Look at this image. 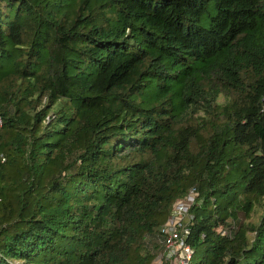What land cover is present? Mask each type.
<instances>
[{"label": "trees", "instance_id": "16d2710c", "mask_svg": "<svg viewBox=\"0 0 264 264\" xmlns=\"http://www.w3.org/2000/svg\"><path fill=\"white\" fill-rule=\"evenodd\" d=\"M263 96L264 0H0V264H152L190 188L264 264Z\"/></svg>", "mask_w": 264, "mask_h": 264}, {"label": "built area", "instance_id": "2783aa9c", "mask_svg": "<svg viewBox=\"0 0 264 264\" xmlns=\"http://www.w3.org/2000/svg\"><path fill=\"white\" fill-rule=\"evenodd\" d=\"M262 100L264 111V96ZM196 197V190L190 188L183 197L174 201L168 218L155 233L154 239L160 245L161 252L152 264H190L193 249L188 242V235L193 216L189 210L196 202ZM220 233L225 234L226 230L220 229Z\"/></svg>", "mask_w": 264, "mask_h": 264}, {"label": "rangeland", "instance_id": "374dc122", "mask_svg": "<svg viewBox=\"0 0 264 264\" xmlns=\"http://www.w3.org/2000/svg\"><path fill=\"white\" fill-rule=\"evenodd\" d=\"M220 101H223V99H220ZM261 211V209H259V212ZM259 212L258 213H254L252 216H251V218L250 219H257V217H258V215H259ZM155 238V237H154ZM161 252V247L159 248V250H158V253H157V255L159 254ZM199 252H197L196 254H195V256L194 257H192V259H191V261H190V264H196V261H197V259H198V257H199ZM156 255V256H157ZM156 258V257H155ZM154 261V260H153ZM16 264H20V263H16Z\"/></svg>", "mask_w": 264, "mask_h": 264}]
</instances>
